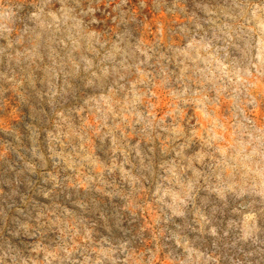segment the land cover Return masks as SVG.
Instances as JSON below:
<instances>
[{"label": "rangeland", "instance_id": "374dc122", "mask_svg": "<svg viewBox=\"0 0 264 264\" xmlns=\"http://www.w3.org/2000/svg\"><path fill=\"white\" fill-rule=\"evenodd\" d=\"M0 264H264V0H0Z\"/></svg>", "mask_w": 264, "mask_h": 264}]
</instances>
